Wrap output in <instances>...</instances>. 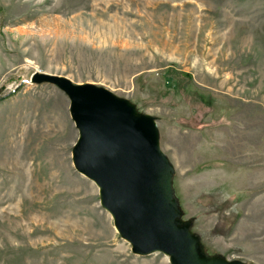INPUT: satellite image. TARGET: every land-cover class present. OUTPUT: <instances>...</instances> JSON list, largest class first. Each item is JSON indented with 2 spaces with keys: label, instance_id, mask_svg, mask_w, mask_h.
Masks as SVG:
<instances>
[{
  "label": "rangeland",
  "instance_id": "obj_1",
  "mask_svg": "<svg viewBox=\"0 0 264 264\" xmlns=\"http://www.w3.org/2000/svg\"><path fill=\"white\" fill-rule=\"evenodd\" d=\"M34 71L152 116L197 254L264 264V0H0V264H171L119 235Z\"/></svg>",
  "mask_w": 264,
  "mask_h": 264
},
{
  "label": "water",
  "instance_id": "obj_2",
  "mask_svg": "<svg viewBox=\"0 0 264 264\" xmlns=\"http://www.w3.org/2000/svg\"><path fill=\"white\" fill-rule=\"evenodd\" d=\"M29 82L53 84L68 96L78 129L73 166L96 184L101 206L133 253L160 251L171 264H244L200 257L187 226L175 224L165 184L169 161L159 148L152 116L91 82L41 71L32 72Z\"/></svg>",
  "mask_w": 264,
  "mask_h": 264
}]
</instances>
